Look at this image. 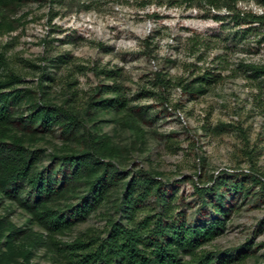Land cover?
<instances>
[{
    "label": "rangeland",
    "instance_id": "1",
    "mask_svg": "<svg viewBox=\"0 0 264 264\" xmlns=\"http://www.w3.org/2000/svg\"><path fill=\"white\" fill-rule=\"evenodd\" d=\"M235 6L229 11L206 0H31L0 8L2 19L15 25L0 35V42L7 67L21 73L22 86L56 102L70 98L86 117V128L103 136V159L126 170V180L135 170L161 180L168 202L188 221L216 215L195 185L239 170L257 175L262 183L248 179L247 192H224L226 207L220 215L225 223L204 246L234 252L246 243L250 255L235 264H264V85L258 89L245 66L264 63V26L242 15L263 12L264 6L256 0H238ZM194 34L209 42L205 61L198 62L201 70L216 75L209 90L189 94L174 86L168 100L142 93L157 70L188 75L194 67L186 66L194 61L188 37ZM109 69L124 84L132 110L86 107L98 86L112 82L105 73ZM6 70L0 67V75ZM39 81L47 87H39ZM140 106L145 110L141 116L136 112ZM29 132L25 145L45 152L41 166L52 155L84 147L82 129L76 137L63 135L59 127ZM16 133L22 130L15 127L4 138ZM92 176L51 204L65 209L77 202ZM123 187L124 182L114 187L102 205L56 237L68 242L99 232L109 217L125 222L119 209ZM145 202L155 205L153 196ZM11 225L18 234L9 247ZM43 240H48L47 230L17 200L0 192V264H57Z\"/></svg>",
    "mask_w": 264,
    "mask_h": 264
},
{
    "label": "trees",
    "instance_id": "2",
    "mask_svg": "<svg viewBox=\"0 0 264 264\" xmlns=\"http://www.w3.org/2000/svg\"><path fill=\"white\" fill-rule=\"evenodd\" d=\"M26 1L31 0H0V8ZM206 1L213 7L224 5L230 11L236 9L238 0ZM256 1L264 6V0ZM238 15H241L240 11ZM242 15L248 22L264 26V11L256 13L248 10ZM2 18L0 13V35L15 28L14 24ZM188 39L189 55L194 57L193 62L186 64L187 68L194 66L188 75L174 76L157 70L148 80L150 85L141 87L142 93L168 100L169 90L174 86L189 94H203L216 82V75L208 68L201 70L198 64L205 61L208 40L198 34ZM7 63L0 42V67L7 69L0 75V192L17 200L47 230L48 240L42 243L51 249V257L57 264H235L245 261L250 255L246 243V247L234 252L213 250L204 245L214 239L225 223L220 215L226 207L224 192H247L248 179L253 183H262L257 175L239 170L215 175L208 184L195 185L202 202H210L216 215L188 221L168 202L161 180L142 170H135L126 180V170L122 171L110 160L103 159V136L86 128V117L69 103L70 98L64 102L43 98L37 90L22 86L24 80L21 73L8 69ZM245 66L247 76L257 79L255 86L263 90L264 63L248 62ZM105 73L112 82L98 86L97 91L86 100V107L94 111L132 110L134 105L124 91V84L116 80L117 72L109 69ZM38 84L39 87H47L42 81ZM23 104H26L24 109ZM144 111V107L140 106L136 112L141 116ZM15 127L21 129L22 133L11 135L10 140L5 139L6 132ZM55 127H59L63 135L73 137L82 129L84 147L78 152L52 155L51 162L41 166L44 150L25 145L24 135L27 130L29 133L48 132ZM88 176L92 177L77 202L65 209L51 204L74 183ZM122 182L124 187L119 209L125 222L109 217L99 232L88 231L68 242L56 237L102 205L109 198L111 190ZM150 196L154 197V206H148L145 202ZM210 196L215 200H208ZM17 232L18 228L11 225L7 235L9 247L13 246Z\"/></svg>",
    "mask_w": 264,
    "mask_h": 264
}]
</instances>
